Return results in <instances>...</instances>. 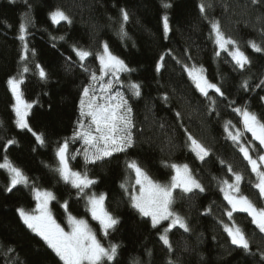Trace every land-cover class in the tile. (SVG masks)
Returning <instances> with one entry per match:
<instances>
[{
  "label": "trees",
  "instance_id": "16d2710c",
  "mask_svg": "<svg viewBox=\"0 0 264 264\" xmlns=\"http://www.w3.org/2000/svg\"><path fill=\"white\" fill-rule=\"evenodd\" d=\"M164 2L172 6L165 9ZM201 4L205 5L204 12L200 11ZM57 9L70 16L72 23L54 24L49 14ZM121 10L128 12L127 22ZM164 15L168 16L167 33ZM214 21L248 57L250 63L244 68L215 44ZM21 23L28 28L26 60L22 59L24 42L19 39ZM122 26L127 33L124 37ZM249 42L264 49V0L258 4L252 0H0V162L7 155L29 178L28 185H17L8 192L9 174L0 169V264H63L19 216L20 208L31 210L36 203L33 187L54 194L50 211L61 226L71 214L88 221L106 247L119 244L114 264H264V233L251 223V217L233 214L250 241L248 251L231 244L221 223H232L224 214L229 206L220 191L222 180L232 181L229 165L244 176L242 193L257 207L263 206L253 187L255 174L225 131L228 121L243 130L234 108L246 107L264 121V50L256 52ZM104 43L133 69L120 73L123 86L114 84L112 94L119 91L129 100L135 144L126 152L85 163L82 140L70 138L80 118L83 88L92 83L90 73L100 75L96 54ZM74 46L92 55L81 62ZM158 63L162 64L159 71ZM36 65L44 69L46 78L39 76ZM185 65L203 67L206 78L224 95L209 89L211 99L203 96L184 70ZM25 66L27 73L23 72ZM13 77L23 78L21 91L33 105L29 125L43 134V145L15 124L14 100L7 83ZM244 81L246 89L241 86ZM130 83L140 84V97L132 95ZM188 134L209 150L204 160L190 149ZM9 139L15 143L5 147ZM65 140L69 141L70 167L96 181L84 194L56 171L59 160L55 153ZM243 142L254 158L263 151L250 133L245 132ZM132 160L162 184L170 182L173 170L169 165L187 164L205 189L173 192L172 208L186 219L191 231L179 226L169 231L171 250L160 240L167 221L154 228L148 217L131 206L129 187L134 175L127 163ZM122 184L129 185L127 191ZM93 193L104 194L106 209L119 219L108 237L86 208V195ZM65 202L67 211L62 207Z\"/></svg>",
  "mask_w": 264,
  "mask_h": 264
},
{
  "label": "snow or ice",
  "instance_id": "6c2138e0",
  "mask_svg": "<svg viewBox=\"0 0 264 264\" xmlns=\"http://www.w3.org/2000/svg\"><path fill=\"white\" fill-rule=\"evenodd\" d=\"M252 3L258 4L260 0H252ZM162 6L167 9L172 5L164 2ZM200 11H205L204 4L200 5ZM121 12L123 21L127 22L129 19L128 12L125 10H121ZM49 15L54 24H58L61 21H66L69 24L72 23L70 16L60 9L51 12ZM28 23H31V21H28ZM211 28L214 33L215 44L220 50L227 51L237 66L244 68L245 65L250 63L245 53L240 50L237 42L231 37H226L221 31L219 22H212ZM163 29L165 33L169 31L167 15L163 16ZM27 33V24L21 23L19 26V39L24 42L25 54L22 56V59L25 60L28 53V45L26 43ZM126 35L127 33L124 32L122 26L121 36L124 37ZM60 39H64V37H60ZM249 43L256 52L264 50L254 42ZM229 45L233 46L232 51L228 50ZM102 49V52L96 54V58L100 63V75L97 76L95 71L90 73L92 83L83 88L80 100V118L77 120V127L73 132V136L70 138L73 141L77 139L83 141L85 146L83 149L85 163H95L106 157H111L114 153L126 152L135 144L132 131L135 127L132 119L133 110L129 104V100L119 91L115 92L114 95L112 94L114 84H121L123 86L120 80V73L131 72L133 69H130L124 60L114 55L107 43L103 44ZM73 50L81 62L92 55L91 52L78 49L75 46ZM220 54V51L216 52L217 56ZM163 59V56H161L160 60L163 61ZM36 67L39 68V76L42 79L46 78L44 69L39 65H36ZM81 67H84V65L81 64ZM161 67L162 64L158 63L156 70L159 71ZM84 70L88 71L86 67ZM184 70L195 84L196 89L203 96L209 97V89L214 90L221 96L224 95L218 85L211 83L206 78L203 67L198 68L195 65L191 67L185 65ZM28 71L29 68L25 66L23 72L27 73ZM107 76H111L112 78L105 81L104 78ZM23 82L22 77H13L7 81L15 99L13 105L16 116L15 124L19 129H26L31 132L37 142L43 145L45 143L43 134L34 132L29 125L28 117L33 105L24 99L20 87ZM97 83L99 84L98 89L96 87ZM241 86L246 89L248 87L247 81H244ZM128 87L134 97H140V84L130 83ZM164 99L166 100L167 97ZM209 99L211 98L209 97ZM211 103L215 104V101L211 100ZM233 110L240 115L243 130L235 128V125L231 121H228L225 124V131L228 133V138L237 146L244 160L251 167V172L256 177L253 187L258 190L259 197L264 199V151H260V154L254 158L250 154L249 146H246L243 142L245 132L251 133L252 139L259 142L260 149H264V121L255 113L250 112L246 107L234 108ZM232 129H235V131ZM187 140L190 142V149L196 154L197 158L204 160L209 155V150L191 134L187 135ZM14 143V140L9 139L5 147ZM68 144L69 141L65 140L56 150L55 155L59 160V167L56 171L66 183H70L79 193L84 194V190L90 188L96 181L90 179L86 172L74 171L70 167ZM71 159H75V156H72ZM169 166L173 170L174 175L171 176L169 183L162 184L152 179L136 161L132 160L127 163V168L135 173V183L130 193L131 206L141 216L149 217L154 228L160 225L162 221H170L167 228L160 235V240L171 250V244L167 235L169 231L176 226H179L185 232L191 231L186 219L172 208L175 202L173 192L176 189H180L183 193H192L194 190L203 192L205 189L193 176L187 164H171ZM0 169L6 170L9 174V185L6 187V191L11 192L20 184L28 185L29 178L24 174L22 169L15 166L8 159L7 155L3 157ZM228 171L232 173V181L229 182L227 179L222 180L220 191L223 193L227 205L230 206L226 208L224 214L232 223L228 224L223 221L221 223L223 224L224 232L230 238L231 244L248 251L250 249V241L244 231L235 223L233 214L237 212L246 213L251 217V223L261 233H264V207H257L247 195L242 193L241 182L244 180L243 174L234 171L231 165L228 166ZM121 187L125 191L128 190L126 184H122ZM32 191L36 200L35 209L28 212L20 208L18 210L19 216L27 228L42 238L47 247L55 253L63 264H114L120 249L119 244L110 243L106 247L97 237V233L89 226L88 221L78 219L71 214L68 215V230L66 231L57 223L49 209L50 202L56 199L54 194L35 187H33ZM105 199L104 194L97 195L93 193L87 195V206L91 218L99 223L100 231L104 237H108L110 230H115L119 219L106 209ZM62 207L67 211V202ZM261 258L264 259V253H261ZM169 264H173V262L169 261Z\"/></svg>",
  "mask_w": 264,
  "mask_h": 264
},
{
  "label": "rangeland",
  "instance_id": "374dc122",
  "mask_svg": "<svg viewBox=\"0 0 264 264\" xmlns=\"http://www.w3.org/2000/svg\"><path fill=\"white\" fill-rule=\"evenodd\" d=\"M103 46V45H102ZM102 47H101V50H100V52H102ZM99 52V53H100ZM99 61V60H98ZM100 64V63H99ZM111 77V76H110ZM17 78H19V77H17ZM99 88V84L97 83V89ZM13 100H14V102L13 103H15V99H14V97H13ZM250 135H251V133H250ZM252 137V136H251ZM83 142V141H82ZM263 151H264V149H262ZM0 163H2V162H0ZM133 179H132V182H131V186L129 187V185H127V187H129V189L131 190V192H132V190H133V185H134V183H135V173L133 172ZM172 175H174V172H172ZM171 175V176H172ZM70 184V183H69ZM71 185V184H70ZM137 188H138V186H136ZM47 191H49V190H47ZM51 192V191H50ZM33 195H34V192H33ZM86 200H87V195H86ZM227 202V201H226ZM35 207H36V203H35V205H34V207L31 209V210H25V211H28V212H31V211H33L34 209H35ZM230 207V206H229ZM262 207H264V199H263V206ZM87 208V210H88V206L86 207ZM49 209H50V204H49ZM89 212V211H88ZM89 214H90V212H89ZM90 216H91V214H90ZM149 218V217H148ZM150 219V218H149ZM22 220V219H21ZM97 222V221H96ZM167 223L169 224L170 223V221H167ZM61 227H63L66 231L68 230V216H67V218H66V221H65V225L64 226H61Z\"/></svg>",
  "mask_w": 264,
  "mask_h": 264
}]
</instances>
